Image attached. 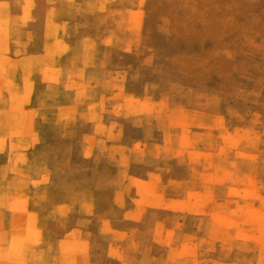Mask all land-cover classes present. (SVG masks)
<instances>
[{"label":"rangeland","instance_id":"374dc122","mask_svg":"<svg viewBox=\"0 0 264 264\" xmlns=\"http://www.w3.org/2000/svg\"><path fill=\"white\" fill-rule=\"evenodd\" d=\"M0 264H264V0H0Z\"/></svg>","mask_w":264,"mask_h":264},{"label":"bare ground","instance_id":"6f19581e","mask_svg":"<svg viewBox=\"0 0 264 264\" xmlns=\"http://www.w3.org/2000/svg\"><path fill=\"white\" fill-rule=\"evenodd\" d=\"M228 236L251 235L252 232L242 222H234L227 228Z\"/></svg>","mask_w":264,"mask_h":264}]
</instances>
